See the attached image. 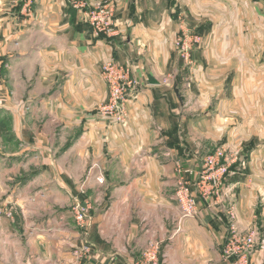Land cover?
Returning <instances> with one entry per match:
<instances>
[{
    "label": "crops",
    "instance_id": "obj_1",
    "mask_svg": "<svg viewBox=\"0 0 264 264\" xmlns=\"http://www.w3.org/2000/svg\"><path fill=\"white\" fill-rule=\"evenodd\" d=\"M97 1L0 0V202L13 213L0 264H233L230 237L249 232V264H264V0H108L110 39L77 5ZM184 32L201 37L189 65L174 47ZM110 57L140 84L125 124L97 114ZM218 145L238 160L203 198L202 159ZM75 201L90 207L85 227Z\"/></svg>",
    "mask_w": 264,
    "mask_h": 264
},
{
    "label": "built area",
    "instance_id": "obj_2",
    "mask_svg": "<svg viewBox=\"0 0 264 264\" xmlns=\"http://www.w3.org/2000/svg\"><path fill=\"white\" fill-rule=\"evenodd\" d=\"M77 5L84 8V17L95 36H104L107 39L116 35L114 23V10L108 0L94 2L86 5L78 2ZM201 41V37L194 33L184 32L175 41L177 56L186 63H192L191 52L195 44ZM101 79L107 87V98L97 108V114L115 123L125 124L128 119L127 104L134 93L140 87L139 81L133 77L131 66L120 63L110 57L101 63ZM238 160V154L220 145L215 147L202 159L198 181L195 184L198 195L206 197L222 184L229 172V168ZM175 199L183 218L193 217L198 213L197 195L191 189L190 184L180 179L175 189ZM89 205L75 201L71 206L73 220L79 227H85L89 218ZM12 211L6 204L0 202V219L10 218ZM254 245L253 233L249 235L230 237L229 245L224 250V255L236 257L233 264H249L248 255ZM150 260L155 259L154 253L148 254Z\"/></svg>",
    "mask_w": 264,
    "mask_h": 264
},
{
    "label": "rangeland",
    "instance_id": "obj_3",
    "mask_svg": "<svg viewBox=\"0 0 264 264\" xmlns=\"http://www.w3.org/2000/svg\"><path fill=\"white\" fill-rule=\"evenodd\" d=\"M178 60H179V62L183 65H189V63H186L185 62V60L184 59H182V58H180L179 56H178ZM191 64V63H190ZM173 81V80H172ZM170 83H172L171 82V80H170V78L169 77H166L165 79H164V84L165 85H170ZM219 146V145H218ZM240 154V153H239ZM229 216H230V223H229V225L228 226H230V227H232V228H234V225H233V218H234V215H233V213L232 212H229ZM88 222V221H87ZM87 225V224H86ZM251 232H249V233H247V235H249ZM246 236V235H245ZM253 238H254V236H253ZM258 240V239H257ZM258 242H259V240H258ZM258 242H256V239H255V242H254V244H258Z\"/></svg>",
    "mask_w": 264,
    "mask_h": 264
},
{
    "label": "water",
    "instance_id": "obj_4",
    "mask_svg": "<svg viewBox=\"0 0 264 264\" xmlns=\"http://www.w3.org/2000/svg\"><path fill=\"white\" fill-rule=\"evenodd\" d=\"M148 78H149V81H150L151 83H158V82H157L156 80H154L151 76H148ZM173 91L176 93L178 99L181 100V98H180V96H179V93H178V89H177L176 86L173 87ZM27 264H31V262L28 261Z\"/></svg>",
    "mask_w": 264,
    "mask_h": 264
},
{
    "label": "trees",
    "instance_id": "obj_5",
    "mask_svg": "<svg viewBox=\"0 0 264 264\" xmlns=\"http://www.w3.org/2000/svg\"><path fill=\"white\" fill-rule=\"evenodd\" d=\"M197 32L198 33H202V30L200 29V30H197ZM101 37H104V36H101ZM245 150V149H244Z\"/></svg>",
    "mask_w": 264,
    "mask_h": 264
}]
</instances>
